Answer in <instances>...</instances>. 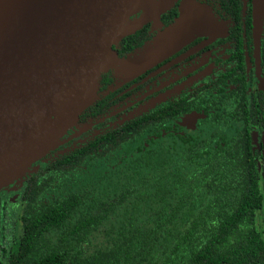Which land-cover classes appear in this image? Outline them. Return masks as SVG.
I'll return each instance as SVG.
<instances>
[{
  "label": "trees",
  "instance_id": "16d2710c",
  "mask_svg": "<svg viewBox=\"0 0 264 264\" xmlns=\"http://www.w3.org/2000/svg\"><path fill=\"white\" fill-rule=\"evenodd\" d=\"M140 136L30 173L8 264H262L253 157L208 138L145 148Z\"/></svg>",
  "mask_w": 264,
  "mask_h": 264
},
{
  "label": "flooded vegetation",
  "instance_id": "af4514ba",
  "mask_svg": "<svg viewBox=\"0 0 264 264\" xmlns=\"http://www.w3.org/2000/svg\"><path fill=\"white\" fill-rule=\"evenodd\" d=\"M185 1L209 6L224 24L221 33L196 37L133 79L105 74L94 103L46 157L61 159L87 145L100 146L104 139L111 145L139 132L145 148L160 144L175 148L208 138L215 147L232 143L240 153L252 156L264 193V0H177L158 20L125 37L119 54L124 40L129 39L127 48L135 50L155 38L175 21ZM147 7L132 20L142 19ZM29 175L0 191V264H8L5 251L22 235V208L18 210L17 204L23 200ZM262 213L264 208L258 215ZM258 225L264 241V228L259 221Z\"/></svg>",
  "mask_w": 264,
  "mask_h": 264
},
{
  "label": "water",
  "instance_id": "95a60500",
  "mask_svg": "<svg viewBox=\"0 0 264 264\" xmlns=\"http://www.w3.org/2000/svg\"><path fill=\"white\" fill-rule=\"evenodd\" d=\"M176 1L0 0V191L62 144L105 74L133 79L196 37L223 30L209 6L185 1L173 23L120 56L125 37ZM144 5L145 16L134 22Z\"/></svg>",
  "mask_w": 264,
  "mask_h": 264
},
{
  "label": "rangeland",
  "instance_id": "374dc122",
  "mask_svg": "<svg viewBox=\"0 0 264 264\" xmlns=\"http://www.w3.org/2000/svg\"><path fill=\"white\" fill-rule=\"evenodd\" d=\"M52 154V153H51ZM55 157H59V156H55ZM53 155H51V157L50 158H48V157H45L46 158V160L45 159H43V160H41L40 162H38V163H36V165H34L33 167H32V170H33V172H36L37 170H39V169H41L42 167H44L46 164H48L49 162H53L54 160H56L57 158H55ZM27 177V176H26ZM25 177V178H26ZM9 188V187H8ZM7 188V189H8ZM9 203L11 204V205H13V203L11 202V199H10V201H9ZM16 204L18 203V202H15ZM21 208H22V205L19 203V204H17V209L19 210H21ZM18 215H19V213H18ZM258 221H259V223H260V226L262 227V228H264V213H262L260 216H259V218H258ZM261 230H263V229H261Z\"/></svg>",
  "mask_w": 264,
  "mask_h": 264
}]
</instances>
